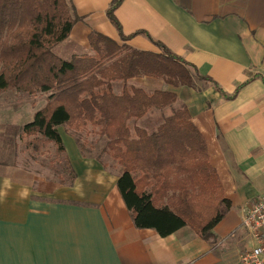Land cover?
I'll list each match as a JSON object with an SVG mask.
<instances>
[{
    "label": "crops",
    "instance_id": "1",
    "mask_svg": "<svg viewBox=\"0 0 264 264\" xmlns=\"http://www.w3.org/2000/svg\"><path fill=\"white\" fill-rule=\"evenodd\" d=\"M111 1L71 0L80 19L60 43L70 58L78 55L69 50L70 41L76 48L90 49L92 31L124 43L107 16ZM116 16L126 35L148 32L211 77L228 96L234 95L225 98L213 84L198 79L195 86L148 76L126 81L128 86L171 91L178 97L172 106L153 109L138 122L189 108L231 209L210 240L188 226L166 237L155 229L138 228L117 186L123 167L114 160L112 165L98 161L101 168L80 164L79 159L87 158L76 145L80 158L73 162L68 156L76 179L65 187L66 198L47 195L46 189L56 192L57 185L36 191L7 167L0 168V264H238L239 254L251 246L242 218L264 190V0H124ZM126 43L160 52L143 34ZM123 85L118 81L115 91L121 86V92ZM105 166L116 168L115 175ZM84 169L99 182L79 184Z\"/></svg>",
    "mask_w": 264,
    "mask_h": 264
},
{
    "label": "trees",
    "instance_id": "2",
    "mask_svg": "<svg viewBox=\"0 0 264 264\" xmlns=\"http://www.w3.org/2000/svg\"><path fill=\"white\" fill-rule=\"evenodd\" d=\"M123 1L112 0L107 16L124 43L92 31L91 52L64 59L54 48L70 37L80 19L71 0H0V37H10L0 43V92L50 93L46 105L22 126V135L53 142L59 153L66 154L61 126L98 129L106 140L99 157L111 156L123 167L117 186L136 227L166 237L188 226L210 240L232 202L225 197L204 135L187 106L174 110L152 132L139 126L149 111L172 106L178 97L171 91L128 86L126 81L148 76L195 86L198 79L213 84L225 98L234 95L228 96L211 77L148 32L126 35L116 16ZM139 34L160 52L127 45ZM118 81L124 82L119 93ZM67 161L71 165L68 156Z\"/></svg>",
    "mask_w": 264,
    "mask_h": 264
},
{
    "label": "rangeland",
    "instance_id": "3",
    "mask_svg": "<svg viewBox=\"0 0 264 264\" xmlns=\"http://www.w3.org/2000/svg\"><path fill=\"white\" fill-rule=\"evenodd\" d=\"M9 38V34L4 33L0 37V43L6 39L9 40ZM68 45H70L69 50L77 52L78 55L91 52L90 49L81 50L82 48L74 47L71 41ZM62 46H65L64 43L54 49L55 53L60 54L65 59L70 58V51L63 50ZM2 66L3 63L0 59V70ZM119 89L121 86L116 92H119ZM49 95L50 93L45 92L26 94L16 89L0 92V163L4 164L3 166L0 165V168L7 167L24 182L33 185L36 191L43 185L49 187L53 184L57 185L56 192H50L46 189V193L47 195L51 193L54 199H60L68 197L64 196L65 187L75 183L76 177L72 171L73 167L71 169V165L67 161V156L75 162V158L79 157L76 145L82 151L83 156L87 158L79 159V163L90 165V168L93 164L95 168L96 165L101 168L98 161L107 162L110 165L115 160L107 159L109 156L104 154L101 158L99 157L106 140L105 136L99 134V130L96 128L86 127L77 131L68 125L61 126L59 131L67 147L66 154L59 153L53 142L40 137L23 136L22 126L33 120L35 112L46 105ZM163 118L162 115L152 114L137 124L152 132L156 129L157 124L163 121ZM105 168L111 176L115 175L116 168L113 166H105ZM87 172L85 169L82 171L78 177L79 184L92 185L93 179V184L99 182L96 174L91 177L92 175H87ZM72 196L78 197L79 194L73 193Z\"/></svg>",
    "mask_w": 264,
    "mask_h": 264
},
{
    "label": "built area",
    "instance_id": "4",
    "mask_svg": "<svg viewBox=\"0 0 264 264\" xmlns=\"http://www.w3.org/2000/svg\"><path fill=\"white\" fill-rule=\"evenodd\" d=\"M241 226L251 246L238 256V264H264V190L246 209Z\"/></svg>",
    "mask_w": 264,
    "mask_h": 264
}]
</instances>
